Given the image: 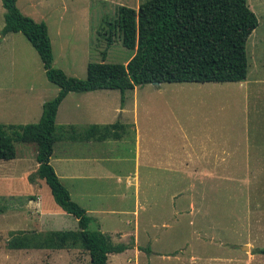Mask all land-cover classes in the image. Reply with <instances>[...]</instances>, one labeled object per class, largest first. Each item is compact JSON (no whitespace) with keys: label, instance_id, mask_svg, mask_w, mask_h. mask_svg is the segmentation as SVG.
Instances as JSON below:
<instances>
[{"label":"rangeland","instance_id":"obj_1","mask_svg":"<svg viewBox=\"0 0 264 264\" xmlns=\"http://www.w3.org/2000/svg\"><path fill=\"white\" fill-rule=\"evenodd\" d=\"M143 1L16 0V4L24 15L45 22L52 66L84 79L88 62L125 64L132 57L135 51L122 45L112 26L119 6L137 9ZM247 3L258 25L246 43L245 81L136 86L124 94L128 106L123 121L129 123H123L125 131L117 142L109 139L103 148L92 149L83 143H54L50 164L57 173L87 178L77 180L81 197L72 199L92 217L88 229H100L116 244L138 240L139 255L134 258L131 248L114 254L108 264L113 260L127 264L129 257V264H177L173 250L184 246L186 238L264 239V0ZM4 12L0 0V40ZM109 36L112 43L107 45ZM58 90L21 32L8 33L0 41V123L38 121L42 104ZM103 93L99 98L106 106L120 104L118 90ZM81 104L75 107L72 95L66 98L57 135L64 119L81 122L80 131L91 124L95 116L85 112L86 101ZM135 128L141 141L136 216L131 187L125 198L118 191L127 176L133 180ZM14 146L13 159H0V264H88V252L78 246L69 247L73 253L62 258L55 248L41 247L50 232L77 229V220L54 202L44 180H28L37 168L36 145L15 141ZM67 157L71 160H63ZM11 231L16 235L11 237ZM155 239L159 240L151 246Z\"/></svg>","mask_w":264,"mask_h":264},{"label":"trees","instance_id":"obj_2","mask_svg":"<svg viewBox=\"0 0 264 264\" xmlns=\"http://www.w3.org/2000/svg\"><path fill=\"white\" fill-rule=\"evenodd\" d=\"M1 3L5 10L1 36L21 32L39 55L47 79L59 90L42 104L38 121L0 123V159L15 157V141L34 143L37 168L28 175V180L31 183L44 180L54 202L77 220V229L52 231L41 247L78 246L88 252V264H107L108 254L122 252L128 245L113 243L99 229H88L92 218L71 199L50 164V157L58 140L120 139L125 124L118 121L91 124L82 131L73 125H61L57 135L55 118L59 104L69 92L118 90L122 104L126 91L148 83L245 81L246 43L258 25L257 16L247 0H145L137 9L121 5L112 28L117 29L122 45L133 49L134 54L125 64L88 62L86 77L79 79L52 66L53 51L45 22L24 15L16 0H1ZM111 43L109 36L107 45Z\"/></svg>","mask_w":264,"mask_h":264},{"label":"crops","instance_id":"obj_3","mask_svg":"<svg viewBox=\"0 0 264 264\" xmlns=\"http://www.w3.org/2000/svg\"><path fill=\"white\" fill-rule=\"evenodd\" d=\"M9 33H16V32H9ZM7 34L8 33H6L1 38L0 41H4L6 39ZM105 90H109V89L80 92L77 94H72L75 92H69L58 106L55 123L58 124V120L60 118L61 107L66 101V98L69 97L70 95H72V100L73 101L75 100L76 102L75 107H79V106L81 107L82 106L81 102L83 101H86L88 103L87 107H84V104H83V108L85 109L86 113H90V114H93V116H95V118L93 117V120H91L92 121L91 124L106 125V124L114 123L116 121L120 123H129L128 121H123V117L127 113V106H128L127 103H125V100L122 104L120 101L119 105H114L113 107L106 106L105 104L106 100L103 98H99V95H102V94L104 95L103 92H105ZM92 100H96V102L91 103ZM118 111H119V115H118L119 117L115 115ZM40 115H41V112H40ZM40 115L38 113V116ZM117 118H120L121 121L118 120ZM133 121L135 122V111L133 114ZM79 124H81V122L75 119H64L62 123L63 126L73 125L76 128H79L78 127ZM133 137H134V158H135L134 160L135 168L133 172V180L131 181V178L129 179V176H127L126 182L124 183L122 187L118 188V191H120L122 196L125 198V196H127L128 194V193H125V190L131 187V189L133 190L132 196L134 198V207L132 209V212L136 216V212H137L136 207L138 206L137 196L139 192L136 167L138 166L137 162L139 158V150H140V142H141L139 132L136 130V128H135ZM106 140H109V139H106ZM106 140H102V141H98V140H88V141L59 140L56 142H60V144H62L63 142L81 143V144L83 143L87 146V148L92 149V148H100V147L103 148L102 145H105V143L107 142ZM113 140L114 142L118 141V139H113ZM63 160L69 161L71 160V158L67 157V158H63ZM54 171L57 174L61 183L69 191L71 199L74 196L77 198H80L81 190L77 184V180H85L87 178H83L79 175L76 176L73 173H69L65 171L63 172V175L61 176L59 175V173H57L56 169H54ZM116 180L118 181V183L119 182L122 183V181H120L121 178L117 177ZM36 200L37 202L41 201L39 195L36 197ZM38 210L40 213L39 216H42L43 215L42 206H40ZM111 211L113 210H109L108 212H111ZM105 214H110V213H105ZM94 219H96V217ZM127 219H130V218H126L125 220L127 221ZM125 220H123L124 223H125ZM137 223L138 221L136 222V228L138 226ZM11 232H10L11 237L12 235H16L14 231H11ZM158 240L156 239L152 240L150 245L154 246L155 242H157ZM183 241H185L182 244L184 246L177 247L173 250V258L177 261V264H264V239L252 238V237H203V238H186ZM193 243H196L200 245L201 247L192 248ZM122 244L128 245V248H126L125 250L119 253L108 254L107 264H108L110 257L111 258L113 256L115 257L114 254H121L131 248L135 250L134 256H133L134 258L136 257V255H139V249L141 247L136 237H135V243L131 245L127 243H122ZM186 248H189V249H186ZM45 250H47V248H45ZM53 250H55L54 253L59 254L57 256L58 258H62L63 255H66L67 257L70 256V254L73 253L74 248L71 250L69 248L68 249L60 248V249H53ZM150 251L152 250L150 249L149 252ZM131 262L132 260H130V257L127 258L126 263L129 264ZM113 264H117V262L115 263V261L113 260Z\"/></svg>","mask_w":264,"mask_h":264},{"label":"water","instance_id":"obj_4","mask_svg":"<svg viewBox=\"0 0 264 264\" xmlns=\"http://www.w3.org/2000/svg\"><path fill=\"white\" fill-rule=\"evenodd\" d=\"M155 85H158L159 83H154Z\"/></svg>","mask_w":264,"mask_h":264}]
</instances>
